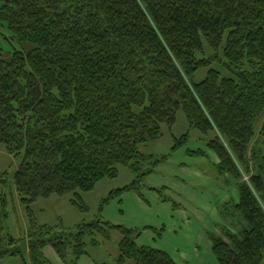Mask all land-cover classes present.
<instances>
[{"label": "trees", "instance_id": "trees-1", "mask_svg": "<svg viewBox=\"0 0 264 264\" xmlns=\"http://www.w3.org/2000/svg\"><path fill=\"white\" fill-rule=\"evenodd\" d=\"M179 112L205 137L216 175L238 189L241 225L211 236L216 263L264 264V0H0V145L22 154L13 184L29 222L15 238L0 210V259L50 264L42 256L50 246L77 264L87 237L97 244L117 231L120 264H177L140 246L141 229L101 219L73 231L41 225L31 206L52 195L80 198L122 167L134 179L102 202L125 191L141 197L142 181L190 141L188 131L168 154L140 150ZM72 202L88 211L81 199Z\"/></svg>", "mask_w": 264, "mask_h": 264}, {"label": "rangeland", "instance_id": "rangeland-1", "mask_svg": "<svg viewBox=\"0 0 264 264\" xmlns=\"http://www.w3.org/2000/svg\"><path fill=\"white\" fill-rule=\"evenodd\" d=\"M1 44L4 51L12 49L7 41L3 40ZM203 75V71L199 72L197 80ZM258 128L257 124L255 131ZM187 129L186 119L179 112L171 129L163 125L161 138L141 145L140 150L156 156L168 154L173 137H180L188 132ZM189 137V143L180 149L183 153L178 150L177 154L169 155L165 164L159 165L142 181L139 190L141 197L137 192L125 191L107 203L102 202L110 191L134 179L129 170L122 167L116 178H105L93 190L78 192L80 198L68 194L38 199L31 206L35 220L41 225L61 222L66 229L73 231L81 222L101 219L115 225L141 229L137 240L140 246L164 250L175 258L177 264H217L211 251V236H222V230L228 226L230 231L239 230L241 224L237 222L239 217L233 208L238 201V189L234 181L216 175L213 161L216 157L204 146L205 137L195 129L189 130ZM204 147L210 155L206 156L205 153L203 158L194 159L185 153L186 148L196 150ZM21 160L22 154L10 155L0 145V175L5 173L6 178V185L0 188V210L4 207L7 211L6 231L15 238L22 237L29 226L27 211L13 184V174ZM163 187L166 189L163 190ZM157 188L160 192L155 191ZM1 197L6 199L5 206L1 203ZM75 198L85 203L87 212H82L72 202ZM174 204L177 206L174 207ZM110 233V239L98 238L97 244H92L90 237H87V255L82 256L77 264H120L117 260V243L121 235L117 231ZM42 256L50 264H66L50 246L43 250ZM0 264L24 263L19 257L5 256L0 259Z\"/></svg>", "mask_w": 264, "mask_h": 264}, {"label": "crops", "instance_id": "crops-1", "mask_svg": "<svg viewBox=\"0 0 264 264\" xmlns=\"http://www.w3.org/2000/svg\"><path fill=\"white\" fill-rule=\"evenodd\" d=\"M187 131H189L188 129H187ZM174 138L175 137H173V140H174ZM199 149H201V150H203L205 153H206V156L207 155H210V152L209 151H207V150H205V147L204 148H199ZM184 150V149H183ZM191 150V149H190ZM180 151V150H179ZM179 151H177V152H175L173 155H175V154H177ZM181 153H183L182 151H180ZM216 157V156H215ZM199 158H203V156L202 157H197V158H194V159H199ZM213 161H214V165H216V163L218 162V160H217V158H216V160H215V158H213ZM165 164V163H164ZM180 165H184V163H179ZM178 164V165H179ZM163 165V164H162ZM171 255V254H170ZM171 257L175 260V258L171 255ZM175 262L177 263V261L175 260ZM179 264V263H178Z\"/></svg>", "mask_w": 264, "mask_h": 264}]
</instances>
